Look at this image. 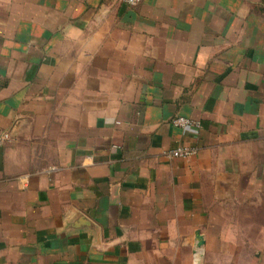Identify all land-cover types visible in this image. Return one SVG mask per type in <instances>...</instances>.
Wrapping results in <instances>:
<instances>
[{
    "label": "crops",
    "instance_id": "crops-1",
    "mask_svg": "<svg viewBox=\"0 0 264 264\" xmlns=\"http://www.w3.org/2000/svg\"><path fill=\"white\" fill-rule=\"evenodd\" d=\"M0 130V264H264V0H0Z\"/></svg>",
    "mask_w": 264,
    "mask_h": 264
},
{
    "label": "built area",
    "instance_id": "built-area-1",
    "mask_svg": "<svg viewBox=\"0 0 264 264\" xmlns=\"http://www.w3.org/2000/svg\"><path fill=\"white\" fill-rule=\"evenodd\" d=\"M142 0H122V2L128 6H136ZM193 122L185 117H177L173 120V125L179 128H185L192 125ZM11 140L9 133L0 130V147H3ZM196 149L190 147H179L177 149L171 150L168 153L169 158H188L196 154Z\"/></svg>",
    "mask_w": 264,
    "mask_h": 264
},
{
    "label": "rangeland",
    "instance_id": "rangeland-1",
    "mask_svg": "<svg viewBox=\"0 0 264 264\" xmlns=\"http://www.w3.org/2000/svg\"><path fill=\"white\" fill-rule=\"evenodd\" d=\"M261 218H263L262 216H261ZM254 224V226L256 225V224H258V223H253ZM262 224H264V222L262 223L261 222V226H262ZM245 228H246V225H245ZM253 228V226L251 225V229ZM253 243H255V245L256 246H258V245H264V237H262V238H254L253 239ZM259 256H261V258L263 259L264 258V254H261V255H259ZM253 258H254V256H253ZM252 258V256H251V263L252 264H255L254 263V259Z\"/></svg>",
    "mask_w": 264,
    "mask_h": 264
},
{
    "label": "water",
    "instance_id": "water-1",
    "mask_svg": "<svg viewBox=\"0 0 264 264\" xmlns=\"http://www.w3.org/2000/svg\"><path fill=\"white\" fill-rule=\"evenodd\" d=\"M204 244V240L199 236L198 238V246L201 247Z\"/></svg>",
    "mask_w": 264,
    "mask_h": 264
}]
</instances>
